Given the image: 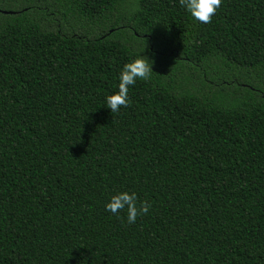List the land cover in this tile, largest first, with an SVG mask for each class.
<instances>
[{"label":"trees","instance_id":"16d2710c","mask_svg":"<svg viewBox=\"0 0 264 264\" xmlns=\"http://www.w3.org/2000/svg\"><path fill=\"white\" fill-rule=\"evenodd\" d=\"M0 264H264V0H0Z\"/></svg>","mask_w":264,"mask_h":264},{"label":"clouds","instance_id":"9594fccd","mask_svg":"<svg viewBox=\"0 0 264 264\" xmlns=\"http://www.w3.org/2000/svg\"><path fill=\"white\" fill-rule=\"evenodd\" d=\"M180 5L185 7L191 16L204 24L211 23L212 17L221 6V0H179ZM154 61L145 56H139L129 63H126L119 75L118 91L106 97L107 108L116 113L121 107L129 106V86L135 85L137 80L150 79ZM137 195L132 192H118L110 197L106 204V211L118 214L126 209L127 222L134 224L138 216L147 215L151 204L148 201H141L137 204Z\"/></svg>","mask_w":264,"mask_h":264}]
</instances>
